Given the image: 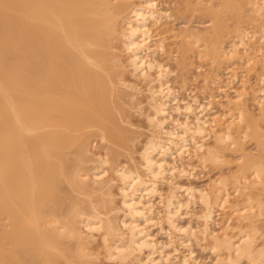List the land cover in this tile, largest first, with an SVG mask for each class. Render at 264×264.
Returning <instances> with one entry per match:
<instances>
[{
	"label": "bare ground",
	"instance_id": "6f19581e",
	"mask_svg": "<svg viewBox=\"0 0 264 264\" xmlns=\"http://www.w3.org/2000/svg\"><path fill=\"white\" fill-rule=\"evenodd\" d=\"M159 4L0 0V264H197L196 241L216 255L217 264H264V243L257 244L255 227L264 201L261 194L254 197L258 189L264 193V157L247 153L239 159L246 157L239 163L236 190L253 176L241 208L229 198L230 189L225 194L228 180H215L211 191L181 181L193 174L187 169L192 160L185 166L183 159L196 157L205 165L218 161L221 149L235 140V127L256 119L243 106L247 94L227 96L242 105L233 115L216 113L212 98L181 102L171 84V66L156 56L173 33L166 27L172 13ZM257 12L264 18V1ZM153 27L163 31L154 34ZM243 30L229 55L223 54L230 61L249 45L250 33ZM183 32L180 67L186 81L193 38L197 45L201 37ZM261 34L259 39L264 27ZM254 91L260 127L264 89ZM209 136L215 146L206 144ZM160 183L167 184L165 191ZM156 200L165 209L164 221L158 219L163 213ZM198 203L205 207L197 214L201 229L181 226L183 209ZM217 204L232 209L237 222L247 221L249 227L234 234L229 216L217 233L212 227L218 222ZM159 220L175 232L188 255L179 257L176 243L154 238L147 226ZM170 244L178 257L166 254Z\"/></svg>",
	"mask_w": 264,
	"mask_h": 264
},
{
	"label": "rangeland",
	"instance_id": "374dc122",
	"mask_svg": "<svg viewBox=\"0 0 264 264\" xmlns=\"http://www.w3.org/2000/svg\"><path fill=\"white\" fill-rule=\"evenodd\" d=\"M157 1L160 2L159 9L161 8V10H165L166 12L170 11L169 13H172L173 19L172 21L168 22L166 27L168 26L169 31L173 30V33L171 34L172 31H170L171 35L169 34V32L167 33V35L168 34L169 35L165 37L170 42L166 41L165 46L166 44L167 46L165 47V51L159 52L160 54L157 53L156 56H159L158 58H160L159 61L161 62H164L163 59L165 58V61L166 60L167 61L164 62L165 64L164 63L163 64L165 66L166 65L171 66V68L170 67H167V68H170V70H172V73L175 72L173 74L171 73L172 79L171 78L170 79H171L172 87H174L173 89H175V91L179 95L180 100L187 99V101H191L192 98L196 96L197 98H199V100L202 103L203 101L204 102L206 101L207 103L212 98L211 101L213 103V108H216V110L214 109L216 113L221 114L223 112L227 113L228 111H230L231 113L228 112V114L230 113V115H233V114H237V111L239 110V108L242 107V105L230 103L227 100V96L234 99V97L236 96L235 91H238L241 93H246L248 96V97L246 96L245 100L243 101L244 103L243 106H245L247 110L249 111V113L254 115L256 119H260L261 110L258 104H256L257 100H255V96L257 93L255 94L254 90H256L257 92V91H260L262 87L264 89V81H263L264 80V69H263L264 68V38L263 39L261 38L262 40L259 39L260 35H262L261 29L262 27H264V18L261 17V15L258 14L257 12V10L259 9V6L262 5L264 0H257V2L253 3V4L257 3L255 5L252 4V1H256V0H250V2L249 0H157ZM157 28L158 27H153L154 34L155 33L159 34L160 32L163 31L161 30L162 28L161 29L160 28L157 29ZM185 29H188L190 32L201 37V40L200 42L197 43V45H196V42H197L196 39L193 38V41H192V49L189 52V57H190L189 62H190V65L192 63L193 65H191V67L189 66L192 70L189 69L190 73L188 72V76H187L188 81L187 80L185 81L182 78V68L180 67V62L182 60L184 50H185V45H184L185 41H184V32H183ZM242 30L243 31L248 30V32L250 33L249 34L250 38L248 37L247 39V43L249 42V45L247 44V48L246 46L243 48L241 46L238 52L236 53V55L233 56L234 59L230 61L229 58H227L228 57L227 55H229V51L232 50V48L234 47L233 43L235 44L238 41V37L239 35H241ZM255 34L257 35V37ZM253 36L254 38H252ZM168 38H172V40ZM204 39H205V42L202 41ZM257 41L262 42V43H258ZM193 42H195L196 46L194 45ZM222 44L224 48H222ZM177 47L179 48V50ZM226 48H230V49H227L228 50L227 51ZM215 49L217 50L221 49L219 50V56L216 55ZM244 49H245V53H244ZM175 51H179V52H176V54L178 53L179 55L178 54L176 55ZM233 52L234 51H232V53ZM223 54H227V55H223ZM172 55L173 56L175 55V56L172 58L171 57ZM170 58L171 59L175 58V60L178 59V61L174 62V60L173 61L169 60ZM250 58L254 62L251 61V63L249 62V64H247ZM176 73H177V76H176ZM216 73L219 76L220 75L221 76L218 77ZM214 80L218 82H214ZM182 83H183V86H182ZM226 83H228L229 85ZM142 86L145 87V88L142 87V89L145 91L143 93V96H144L145 93L147 94L146 92L147 87L145 84H142ZM221 86H223V88H225V86L228 88H225V90L222 88L224 90L222 91V89L219 88ZM146 94H145V98H146ZM144 99H143L144 101L143 107L145 108L144 110L146 111L148 108L147 106L148 104L147 102H145L146 100ZM207 99L209 100L207 101ZM227 101L229 103H227ZM181 102L183 101L181 100ZM176 115L174 117L177 118L178 116ZM142 119L143 118H141L140 120ZM256 119H249L247 122H243L241 126L235 127L234 129L235 130L234 132L235 140L231 143V144H234V146L229 144L221 149V158H220L221 160L219 159L216 162H208L205 165L201 162H198L196 157H194L195 160H193V158L190 159V156L189 157L187 156L186 157L187 159H183L182 162L184 163L186 162V160L189 162L192 160L190 163L191 165L189 164L190 168H188L189 167L187 166L188 164L186 165V163L188 162L185 163V166H187V169H189L190 173L193 170L192 171L193 174L191 175L190 178L189 177L181 178V181H183V183L186 185L190 184L189 182H192L191 184L194 183V185L197 188H199L200 186V188L202 187L201 188L202 190L206 188L207 190L211 191L214 188L215 180H228L227 181L228 186L226 188L225 194L230 189V191L227 194L230 195L229 198L231 199V201L232 202L235 201L236 202L235 204L239 203V206H240L239 208L243 207L244 205L243 202L244 200L246 201V197H247L246 195L249 193V190H246L245 186L247 185L246 183L251 181L253 176H249L247 181L245 179L241 180L242 183L238 186L239 190L238 191L236 190L235 188L236 184L234 183V180L237 174L238 175L240 174L239 163L245 160L246 157L242 158L241 160L239 159L245 156V154L247 153H252L254 155L264 157V140H262L260 136L257 134V132L264 134V122L259 121L260 127H258L257 125L258 122L256 121ZM248 124L250 127L246 128ZM142 126L143 127L145 126L144 128H146L147 126L144 120L142 122ZM245 128H246V131H248L247 136L245 135L246 133V131L244 130ZM143 130L146 132V135L147 133H150L147 129H143ZM206 144L209 146H215V138L213 136H209L207 138ZM179 164H182V163H180L179 161ZM221 176H223L222 179H221ZM161 184L165 187V189L164 187H160L161 190L164 189L165 191L167 188V184L164 185L165 183L164 184L160 183V185ZM182 193L181 194L186 197L185 192L182 191ZM259 195L261 196V199L264 201V193L263 192L261 193L260 190L258 189L257 191L254 192V197L256 198ZM158 201L160 203V200ZM158 201L156 200V202ZM160 205L156 203V208L159 209L158 208L159 206L161 209L163 204L161 206ZM191 207L189 208L190 210L183 209L182 213L184 212L185 214L186 211L187 213H189V215H192L194 213L193 216L195 219L196 218L197 219L195 220L193 216H191L192 217L191 218L186 213L187 216L184 214L182 215L183 217L181 216V220L179 224L183 226V225H186V223H188L189 225H192V227L195 224L194 228L199 227L197 228L198 229L197 231H199L201 229L202 222L198 219L197 214L198 215L201 214L202 212L201 209L204 212L205 209L203 208L205 207L202 204L200 206V203H198L196 206L194 204V206L192 205ZM193 207H194V211H193ZM160 209L159 211H161V213L165 212V209L163 208L161 210ZM195 211L197 213H195ZM215 211H216L215 215L217 217L216 221L218 222L214 224L216 226H212V227L219 234L223 232L222 230H220V228L224 224V221L227 218H229V216L233 218V221H234L233 226L235 228L234 234L236 235L240 234L239 232L242 229V227H243V230H245V227L247 228V225L249 224V222L247 221L243 223L237 222L238 218L236 215H234L235 212H233V210L229 208L227 209L222 208V206H220L219 204L215 205ZM164 214L165 213L160 214L158 219L164 221L161 218V216L163 217ZM193 219L194 221H192ZM160 220L159 222L161 223L162 221ZM189 221L192 223L190 224ZM195 221L196 223L198 222V224L194 223ZM159 222L157 223L159 224ZM158 224L156 225V223H152L153 226L151 224L150 225L148 224L147 226L148 228L150 227L149 230L151 231L152 235L155 236L154 238L157 240L159 239L158 241L160 242L162 241V243H167V245H169L168 242L174 243V244L176 243L175 244L176 248L180 250L179 252H177L179 254V257H182L183 255H188V250L184 249V247H182L180 242L177 240L178 238L174 237L176 236L175 232H173L172 230L170 232V228L167 225V223L165 222L161 223L162 224V225L160 224L161 227ZM162 227L166 228L164 231L166 230L167 231L163 232ZM255 227L259 230L258 231L259 233H257L258 235L257 244L261 245L264 243V213H263V216L261 215L260 217L257 218V221L255 222ZM169 233H171V235H169ZM171 238H176V239L173 240ZM170 240L172 242H170ZM194 241L196 240L194 239ZM202 242H203V246H204V243L206 245V241H202ZM196 243L197 241L193 242L194 245ZM198 244L201 245V241ZM198 244H196L195 246L193 245V248L195 247V251H196V252L194 251V258L195 259L198 258L199 260V261H196L197 264H217L215 263V259L217 260L216 255L212 251H210L209 248L208 249L205 248V251H204V248L200 245L198 246ZM168 248L169 249L166 248V250L168 251V252L166 251L167 253L165 252L166 254H171V252H173L174 255L172 253V256L175 257L177 255L176 257H178V254L175 253L174 251L175 250L174 246H171ZM157 256H159V254L155 255V257ZM177 264H180V263H177Z\"/></svg>",
	"mask_w": 264,
	"mask_h": 264
}]
</instances>
